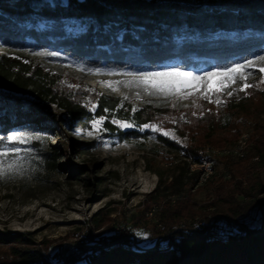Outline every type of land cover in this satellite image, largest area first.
<instances>
[{
  "label": "rangeland",
  "instance_id": "374dc122",
  "mask_svg": "<svg viewBox=\"0 0 264 264\" xmlns=\"http://www.w3.org/2000/svg\"><path fill=\"white\" fill-rule=\"evenodd\" d=\"M47 22L35 16L18 22L19 26L6 25L15 34L12 38L20 43H9L0 33V56L15 59L30 71L37 70L43 77L39 79L43 86L50 88L56 97L79 105L87 114L79 121L70 122V115L55 103L0 88V118L6 114L10 119L8 127L0 132V150L12 146L30 149L19 156L10 153L4 158L5 167L12 164L13 168L0 177V264L19 260L12 256L14 247L40 251L42 262L35 264H65L69 252L77 257L86 254L78 249L85 243L98 247L119 235L120 239H130L134 245L147 246L168 232L166 216L163 217L166 215L162 208L164 201L159 198L156 202L159 192L153 189L159 174L165 183L169 181L177 164L181 163L183 150L163 145L157 138L158 134L165 136L162 132H153L151 127L141 130L143 125L124 128L120 122H130L116 117L103 116L104 121L93 129L92 121L101 117L96 114L100 95L154 107L157 113L146 124L169 130L170 134L165 137L178 146L186 147L202 139L204 144L199 151L224 150L209 157L206 175L205 167H197L199 183L212 174L216 178L220 175L228 178L227 166L232 162L253 164L256 161L255 157H249L246 146L249 136L250 141L255 137V122H264V72L260 71L264 62L256 61L254 66L244 69L250 73L245 80L236 79L225 90L213 93L211 99H220L221 104L204 99L202 89L184 99L176 95L150 94L135 82L137 77L132 74H118L105 68L96 71L51 44L37 45L31 30L43 32L50 28ZM83 27L79 21L63 24L65 32ZM260 55L264 54L247 60H255ZM214 69L222 68L197 63L179 70L202 76ZM218 82L219 78L213 86ZM245 83L253 86L240 91ZM231 100L240 102V106L228 109ZM34 108L45 118L38 128L24 127L29 119L22 115ZM213 113L220 122L233 123L207 136L203 123L209 118L208 114ZM106 122L114 124L115 128L107 127ZM77 129L81 130L79 134H76ZM130 129H135L134 135L121 133ZM13 135L32 139L16 143L8 139ZM35 136H40L41 140L34 139ZM243 140L246 141L244 149ZM207 194L208 188L197 187L192 190L191 199L199 207L207 201ZM199 210L195 211V218L189 216L180 223L192 222L196 226L200 220H205ZM248 220L252 226L264 228L258 211H252ZM81 263L79 260L75 264Z\"/></svg>",
  "mask_w": 264,
  "mask_h": 264
},
{
  "label": "trees",
  "instance_id": "16d2710c",
  "mask_svg": "<svg viewBox=\"0 0 264 264\" xmlns=\"http://www.w3.org/2000/svg\"><path fill=\"white\" fill-rule=\"evenodd\" d=\"M35 16L47 19L50 27L38 32L40 35L31 30L37 45L51 44L85 65L118 74L184 69L197 63L223 69L264 54V0H0L3 39L18 45L17 38H12L13 30L6 25L19 26L18 22ZM66 21H79L84 27L65 32ZM39 79L43 77L37 70L0 56V88L55 103L70 115V122L84 118L86 110L67 98L56 97ZM239 103L231 100L228 109L238 108ZM156 111L130 99L97 98V115L127 120L136 127L151 121ZM3 115L0 132L10 123ZM208 115L203 123L207 136L233 123L220 122L214 113ZM23 116L29 119L24 127L31 129L40 127L45 118L37 108ZM106 125L115 128L109 122ZM254 131L255 137L250 141L249 136L246 146L249 157L256 158L253 164L232 162L227 166L228 178L212 174L201 183L199 172L191 170L186 160H198L204 141L182 147L158 134L163 145L183 150L181 163L169 181L165 183L159 174L153 189L159 192L156 202L159 198L164 201L168 232L150 249L139 248L119 235L98 247L80 245L78 249L86 254L77 257L69 252L65 264L79 260L81 264H264V228L252 226L248 220L252 211H258L262 218L264 209V122H255ZM197 187L208 188L207 201L199 207L191 199ZM197 209L205 220L196 226L180 223L194 217ZM11 253L19 260L10 264H35L43 259L40 251L28 248L14 247Z\"/></svg>",
  "mask_w": 264,
  "mask_h": 264
},
{
  "label": "snow or ice",
  "instance_id": "6c2138e0",
  "mask_svg": "<svg viewBox=\"0 0 264 264\" xmlns=\"http://www.w3.org/2000/svg\"><path fill=\"white\" fill-rule=\"evenodd\" d=\"M46 55L54 56L57 55V53H46ZM256 61L264 62V55L257 56L255 60H245L243 64H234L230 68L214 69L212 72H206L202 76H195L192 73H186L179 69H168L161 72H140L132 75L137 77L135 82L139 85H143L145 90L150 94L161 93L165 96L176 95L179 98L184 99L191 95L193 91H201L202 89L201 95L204 99L210 100V102L216 104H221L222 101L220 99H211L212 94L220 93L222 90H225L226 86L235 83L236 79L245 80L250 73H246L244 69L254 66ZM96 71H100V69H96ZM260 71L264 72V67H261ZM217 78H219V82L214 87L213 84ZM252 86L253 85L251 84L245 83L239 90L244 91ZM227 94L231 96L232 92H228ZM133 111H135V109H133ZM104 119L105 117L103 116H101L98 120L94 119L92 121L93 129H96L104 121ZM113 122L116 123L117 121L113 120ZM120 126L129 128L132 127L133 124L120 122ZM149 127H151L153 132H162L165 136L170 134L169 130H162L155 125L149 124H144L141 130ZM80 131V129H77L76 134H79ZM88 135H92V133L88 132ZM8 139L16 143H24L31 140L32 137L18 138L16 135H13ZM34 139L41 140V137L35 136ZM22 151L27 152L30 151V149H21L20 147L12 146L0 150V177L4 176L8 170H12L13 168L12 164H7V168L5 167L6 161L4 158L9 156L10 153L19 156Z\"/></svg>",
  "mask_w": 264,
  "mask_h": 264
},
{
  "label": "bare ground",
  "instance_id": "6f19581e",
  "mask_svg": "<svg viewBox=\"0 0 264 264\" xmlns=\"http://www.w3.org/2000/svg\"><path fill=\"white\" fill-rule=\"evenodd\" d=\"M247 140V139H246ZM241 144H242V148L244 149L245 148V146H246V141L245 140H243V141H241ZM242 149V150H243ZM241 150V155L243 154V151ZM203 152H205V154L202 156V160H201V162H197V161H193L191 158H187V160L186 161H188V163H189V167H190V169L191 170H198L197 169V167H205V169H204V171H203V173L206 175V168L210 165V160H209V157L210 156H216V155H218V154H220V153H222L223 151H220V150H217V149H210V148H206V149H204V150H202ZM211 153H213V154H211ZM198 160H199V154H198ZM202 173V172H201ZM209 175H207V177H208ZM151 243H149V245H150Z\"/></svg>",
  "mask_w": 264,
  "mask_h": 264
},
{
  "label": "water",
  "instance_id": "95a60500",
  "mask_svg": "<svg viewBox=\"0 0 264 264\" xmlns=\"http://www.w3.org/2000/svg\"><path fill=\"white\" fill-rule=\"evenodd\" d=\"M262 225H264V209H262ZM158 240H155L153 243H151L150 245H147V246H142L141 244H137V246L139 248H142V249H150L152 247H154V245L156 244ZM82 246H85V247H94L96 246V244L94 243H85V244H82Z\"/></svg>",
  "mask_w": 264,
  "mask_h": 264
},
{
  "label": "built area",
  "instance_id": "2783aa9c",
  "mask_svg": "<svg viewBox=\"0 0 264 264\" xmlns=\"http://www.w3.org/2000/svg\"><path fill=\"white\" fill-rule=\"evenodd\" d=\"M205 154V152H203V151H199V160H195V161H197V162H201V160H202V156Z\"/></svg>",
  "mask_w": 264,
  "mask_h": 264
}]
</instances>
